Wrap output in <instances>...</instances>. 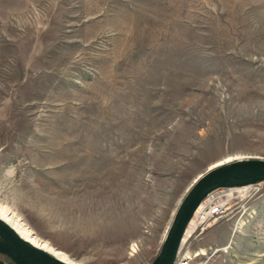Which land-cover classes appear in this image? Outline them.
Returning <instances> with one entry per match:
<instances>
[{
  "label": "rangeland",
  "instance_id": "374dc122",
  "mask_svg": "<svg viewBox=\"0 0 264 264\" xmlns=\"http://www.w3.org/2000/svg\"><path fill=\"white\" fill-rule=\"evenodd\" d=\"M232 160H264V0H0V207L41 242L156 264ZM229 189L247 200L194 218L175 264H264V180Z\"/></svg>",
  "mask_w": 264,
  "mask_h": 264
},
{
  "label": "water",
  "instance_id": "95a60500",
  "mask_svg": "<svg viewBox=\"0 0 264 264\" xmlns=\"http://www.w3.org/2000/svg\"><path fill=\"white\" fill-rule=\"evenodd\" d=\"M258 180H264V160L236 161L207 170L199 176L182 199L156 264H175L188 226L210 193L220 187L242 186ZM0 236L6 244L0 245V253L10 256L16 264H62L53 257L34 250L1 221Z\"/></svg>",
  "mask_w": 264,
  "mask_h": 264
},
{
  "label": "built area",
  "instance_id": "2783aa9c",
  "mask_svg": "<svg viewBox=\"0 0 264 264\" xmlns=\"http://www.w3.org/2000/svg\"><path fill=\"white\" fill-rule=\"evenodd\" d=\"M237 189L238 188L234 190ZM231 190L232 189H229V187L219 188L213 191L201 203L192 218H195L197 224L196 228L194 229V233L196 231L203 232L209 229L210 225L214 226L215 223H217L221 219L229 217V214L234 210L232 206L234 202L242 203L243 201L247 200V195L245 191H243L241 194L239 193V195H231L229 194Z\"/></svg>",
  "mask_w": 264,
  "mask_h": 264
},
{
  "label": "bare ground",
  "instance_id": "6f19581e",
  "mask_svg": "<svg viewBox=\"0 0 264 264\" xmlns=\"http://www.w3.org/2000/svg\"><path fill=\"white\" fill-rule=\"evenodd\" d=\"M234 161H236V160L227 161L224 164H218V165L212 167L210 170L217 169V168H219L221 166H224L227 163L231 164ZM193 220L194 219H192V221L190 222L189 226L191 225ZM0 221L3 222L4 224H6L9 228H11L25 243L30 245L34 250H36L38 252H41V253H43L45 255H49L50 257H53L54 259H56L57 261H59L62 264H76L72 260H70L65 254L53 249L48 243L41 242L39 239H37L34 236V234L31 231H29V229H27L20 222L19 219H17L13 214H11L9 211L5 210L2 207H0ZM195 225L197 226L196 223H195ZM189 226H188V229H189ZM196 226H194L193 228H196ZM188 229H187V231L185 233V236L187 235V232L189 231ZM167 236H168V234H167ZM185 236L183 238V241L185 239ZM0 238L2 239L1 236H0ZM166 240H167V237H166ZM166 240H165V242H166ZM2 241H3V239H2ZM183 241H182V244H183ZM182 244H181V247H182ZM181 247H180V250H181Z\"/></svg>",
  "mask_w": 264,
  "mask_h": 264
}]
</instances>
